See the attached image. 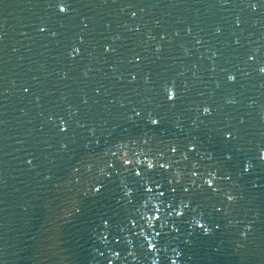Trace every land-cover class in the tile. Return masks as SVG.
I'll use <instances>...</instances> for the list:
<instances>
[{"label": "water", "instance_id": "obj_1", "mask_svg": "<svg viewBox=\"0 0 264 264\" xmlns=\"http://www.w3.org/2000/svg\"><path fill=\"white\" fill-rule=\"evenodd\" d=\"M60 2L0 0V264H264V0Z\"/></svg>", "mask_w": 264, "mask_h": 264}, {"label": "clouds", "instance_id": "obj_2", "mask_svg": "<svg viewBox=\"0 0 264 264\" xmlns=\"http://www.w3.org/2000/svg\"><path fill=\"white\" fill-rule=\"evenodd\" d=\"M253 7L255 8L256 5L254 4ZM60 10H61V11H66L67 9H65V8H61ZM217 30L219 31V29H217ZM260 71H261V72H264V66L261 67ZM229 79H230V80H234V79H235V76H234V75H229ZM167 89H169V90L171 91L172 87H168ZM207 108H209V107H204L203 111H205ZM153 122H155V121H153ZM125 155H127V153H125ZM261 158L264 159V149L261 150ZM120 159L124 160V163H125V164L131 163L130 160H126V159H124L123 156H121ZM147 161L149 162V163H148V167H149V168H152V167L154 166L152 160H151V159H148ZM162 166H163V167H168L167 164H164V165H162ZM251 167H252L251 161L246 162V164H245V171H247V170H248L249 168H251ZM101 171H103V169H101ZM137 174H139V169H137ZM212 175L215 176V172H213ZM207 183L211 186V185L213 184V180H212V179H208V180H207ZM228 199H229V200H234V199H236V197L230 195V196L228 197ZM194 219H195V223L197 224V226L202 225V221H201L199 218L195 217ZM149 223H151V221H149ZM248 227H251V226L248 225ZM210 230H211L210 228H208V227L205 226V231H206V232H207V231H210ZM242 235H245V233H242ZM150 247H151V246H150ZM153 264H158V261H157V260H153Z\"/></svg>", "mask_w": 264, "mask_h": 264}, {"label": "snow or ice", "instance_id": "obj_3", "mask_svg": "<svg viewBox=\"0 0 264 264\" xmlns=\"http://www.w3.org/2000/svg\"><path fill=\"white\" fill-rule=\"evenodd\" d=\"M58 7H59V9H61V8H65V9H67V4L64 3L63 0H61V2L58 4ZM60 11H61V10H60ZM62 12H63V11H62ZM76 51L78 52L79 49H76ZM167 93H168V99H169V100H173V99L175 98V96H176V92H175L174 88H172L171 91H170L169 89H167ZM210 111H211V109H210V108H207V109L204 111V113H209ZM153 121H155V122H153ZM152 122L155 124V123H158L159 121H158V119L153 118V119H152ZM227 135L231 136V133L229 132V133H227ZM193 147H194V146H193Z\"/></svg>", "mask_w": 264, "mask_h": 264}]
</instances>
